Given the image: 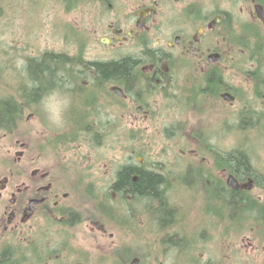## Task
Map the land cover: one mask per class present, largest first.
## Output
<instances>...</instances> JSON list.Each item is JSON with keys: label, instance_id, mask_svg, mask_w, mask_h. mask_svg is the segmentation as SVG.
<instances>
[{"label": "flooded vegetation", "instance_id": "flooded-vegetation-1", "mask_svg": "<svg viewBox=\"0 0 264 264\" xmlns=\"http://www.w3.org/2000/svg\"><path fill=\"white\" fill-rule=\"evenodd\" d=\"M92 1L101 6L106 2L107 8L118 1L120 22H108L98 42L104 45L102 40L107 38V46L120 47L123 52L104 59H87L79 51L67 54L96 63L128 61L132 63L129 78L99 81L98 70L75 69L82 73L80 86L67 79L71 86L65 87L58 78L51 85L39 86L29 79L25 64L22 77L17 75L7 84L3 98L13 103L18 113L0 128L4 129L0 143L10 138L2 145L5 153L0 152V264H87L88 254L75 245L77 229L102 232L105 224L119 228L133 225L132 233H136L134 211L139 212V208L127 204L129 199L143 203L141 210L147 208L149 217L156 220L149 206L155 208L157 198L115 190L114 184L127 165L159 175L175 213L178 208L168 189L178 182L198 190L202 206L217 204L202 207L200 215L203 221L213 222L211 229L219 237L231 235L228 231L237 218L236 201H231L236 197L234 192L242 194L240 204L246 206L248 229H252L253 200L264 209V161L254 162L257 155L264 158V0ZM30 87L37 91L35 97L29 95ZM53 88L72 97L67 114L69 132L49 139L44 132L47 121L39 108L34 116L42 136L30 140L27 130L19 132L18 120L22 111L39 106L41 97ZM191 112L200 118L201 131L196 136L187 131ZM33 114L28 112L25 118ZM164 121L175 122L164 128L165 136L184 139L193 147L180 151L182 155L176 158L179 165L140 161L136 149L127 155L135 163H126L124 136L138 139L140 128L136 126ZM75 124L80 133L75 132ZM125 124L133 127L126 132ZM220 130L223 133L219 134ZM77 136L89 146L82 156L77 155L76 146L70 147ZM232 138L242 141L240 147L232 145ZM208 140L217 143L209 144ZM220 141H228L227 146ZM93 146L121 152L103 161L99 167L102 174L98 168L93 172L98 160L93 157ZM240 149L246 151L247 161L240 167L232 166L230 159ZM167 184L171 186L168 189ZM257 188L261 193L250 197ZM112 195L114 204L109 201ZM114 208L121 212V219L113 217ZM173 218L183 223L184 217ZM261 225L264 227L263 221ZM116 246L122 254L127 248L128 263L135 257L134 248L130 252L128 246Z\"/></svg>", "mask_w": 264, "mask_h": 264}, {"label": "rangeland", "instance_id": "rangeland-1", "mask_svg": "<svg viewBox=\"0 0 264 264\" xmlns=\"http://www.w3.org/2000/svg\"><path fill=\"white\" fill-rule=\"evenodd\" d=\"M74 1L69 2V4L75 6L68 10L64 6V3L68 4V0H0L1 96L4 95L6 87L17 79V75L21 74L22 77L28 58L40 56L45 50L68 54H75L79 51L87 59L112 58L110 56L123 52L120 47H109L98 42V38L108 22L111 20L116 23L120 22L117 19L118 1L112 2L111 8H107L106 2L104 6H101L94 1ZM39 108L40 104L22 111V116L17 123L19 132L27 130L29 139L34 141L42 136L38 119L34 116L40 112ZM28 112L34 113L30 119L25 118ZM199 119L197 113L191 112L189 122L186 123L187 131L192 133L193 136L198 135L201 131L198 125ZM166 122L164 121L163 124L143 122L136 126V128H140L138 139L132 140L125 135L123 147L125 162L135 163L134 158L130 160L127 155L130 150L136 149L142 153L140 161L167 162L169 165H179L176 158H180V155H182L180 151L193 147L191 145L187 146L184 139L165 136L164 133H167V130L164 128L175 123ZM77 127L78 124H75V132L80 133L81 129L78 130ZM130 127L133 126L125 124V131ZM3 130L1 129L0 133ZM44 132L49 134V139H52L55 136L68 133L69 126L66 124L63 129L57 130L48 127L46 122ZM218 133H223V130ZM9 140L10 138L1 139L0 152L2 154L5 153L2 145L9 142ZM231 140H233L232 145L234 147L242 143L239 138H232ZM83 142L84 140L78 138L75 143H70L71 148L76 146L75 150L78 156L84 155L89 149V146ZM189 142L191 143L192 140ZM207 142L209 144L217 143L214 140H208ZM227 142L220 141L225 146H227ZM221 147L225 148L224 146ZM241 147H244V145H241ZM93 151V157H98V160L94 163L93 172L98 168L97 171L102 174L99 167L106 159H114L113 153L116 152L111 147L96 149L94 146ZM120 153L117 152L116 155L120 156ZM260 159L264 161L262 155H257L254 158L255 164L260 163ZM115 160H117L116 156ZM112 164L115 166L116 162H112ZM256 173L258 172L256 171ZM260 193L261 189L257 188L250 197L256 198ZM168 196L171 202L177 205L178 211L175 213V217H184L182 224L176 221L171 225L173 226L171 229H169L170 227L158 228L156 221L151 219L148 212H146L147 208L144 207L141 210L140 205L142 206L143 203L138 201L134 203L132 199H129L126 203L133 205L134 208H139L140 214L134 211L137 218L134 222L136 228H138L136 233H132L133 225L128 226V228H119L113 224H105V231L102 232L88 230V228L85 231L77 229L75 245L88 254L89 262L87 264H91L92 261H94L92 264H113L110 248L113 245L116 246V244L128 246L130 252L134 248L141 255L145 254L149 247L157 252L161 250L158 258H149L148 256L144 260V264H264V228L248 229L243 223L242 231H239V228H237L239 222L234 221L231 224L233 229L231 232L228 231L231 235H221L219 237L211 229L213 222L203 221L200 215L202 207H212L217 204L209 203L202 206V202L197 200L200 198L198 190H191L180 182L168 190ZM109 201L112 204L115 203L113 195L110 196ZM171 207L174 210V207ZM114 210L113 212L111 209L107 211L108 213L111 211L114 218L121 219L120 215L122 214H118L121 212L116 208ZM246 216V210L237 215L240 218ZM180 228H182L181 232H175ZM84 237L86 238L84 239ZM172 240L180 243L189 242L187 252L180 254L172 244ZM100 256H104V259Z\"/></svg>", "mask_w": 264, "mask_h": 264}, {"label": "trees", "instance_id": "trees-1", "mask_svg": "<svg viewBox=\"0 0 264 264\" xmlns=\"http://www.w3.org/2000/svg\"><path fill=\"white\" fill-rule=\"evenodd\" d=\"M71 0H68V3ZM80 2L75 0L74 2ZM132 63L123 60H115L110 62H90L85 61L81 58L80 55L68 56L67 53L58 52V51H48L45 50L37 57H29L26 64V69L28 71L29 79H33L39 86L40 85H51L53 80L56 78L60 79L61 83L67 84V79H71L70 84H74L75 86H80L79 78L82 77V73L74 72L75 69L87 70L88 68L98 70L97 79L99 81L102 80H115L120 78L121 76L124 79L129 78L130 68ZM87 72L84 73L86 75ZM31 82V81H30ZM60 84V83H58ZM61 85V84H60ZM45 88V87H44ZM30 96H34L37 94V91L30 87L29 89ZM35 97V96H34ZM35 98H32L34 100ZM18 112L14 110V104L9 102L7 98H3L0 95V128H5L8 124V120L11 118L14 120L15 115ZM78 137V136H77ZM80 138V137H78ZM76 138V139H78ZM236 156L231 157L230 163L232 166H242L245 165L247 161L246 151L244 149L237 150ZM137 154H142L141 152H137ZM237 161V164L235 163ZM136 175V179L132 180V176ZM162 178L154 173L146 172L139 170L137 167L132 165H127L124 167L119 175L118 181L114 184L115 190L121 189V191L129 192V190L133 191L135 195L141 197H154L158 199V205L154 208L150 205V213L152 216L156 218V223L158 228H169L176 221H173V217L175 216V212L172 205L166 200V187L161 188L160 184L162 182ZM168 183V181H167ZM167 189L170 185H166ZM169 190V189H168ZM236 197L231 199V201H236L235 212L236 214H240L243 210H246V206L240 204L243 200L242 194L238 192H234ZM163 198L166 200L163 201ZM245 198H244V201ZM253 208L252 211L254 215L252 217L254 225L262 224L264 219V209L263 206L258 201L253 200ZM248 209V208H247ZM246 217H237L235 222H239L237 228L239 231H242V225L246 221ZM262 220V221H261ZM264 223V221H263ZM167 225V226H165ZM255 228V227H254ZM183 237V236H182ZM188 243V244H187ZM172 244L177 248V251L182 254L183 252H187V247L189 242L180 243L179 241L172 240ZM121 249L115 246L111 249V258L113 264H127L130 256L128 257L127 248L124 250V254L121 253ZM161 254V250L157 252L156 250H151L150 247L145 254L141 255L140 253H133V256H138L141 259V264H144V260L149 256V258H155ZM120 257V258H119ZM121 257L124 258V262H121Z\"/></svg>", "mask_w": 264, "mask_h": 264}, {"label": "clouds", "instance_id": "clouds-1", "mask_svg": "<svg viewBox=\"0 0 264 264\" xmlns=\"http://www.w3.org/2000/svg\"><path fill=\"white\" fill-rule=\"evenodd\" d=\"M66 84L65 87H70ZM73 104L71 95L60 88L50 89L40 100V110L47 125L53 129H63L68 123L67 114Z\"/></svg>", "mask_w": 264, "mask_h": 264}, {"label": "water", "instance_id": "water-1", "mask_svg": "<svg viewBox=\"0 0 264 264\" xmlns=\"http://www.w3.org/2000/svg\"><path fill=\"white\" fill-rule=\"evenodd\" d=\"M129 264H139V258L132 259Z\"/></svg>", "mask_w": 264, "mask_h": 264}, {"label": "bare ground", "instance_id": "bare-ground-1", "mask_svg": "<svg viewBox=\"0 0 264 264\" xmlns=\"http://www.w3.org/2000/svg\"><path fill=\"white\" fill-rule=\"evenodd\" d=\"M88 1H92V0H88ZM3 97V96H2ZM27 252V251H26Z\"/></svg>", "mask_w": 264, "mask_h": 264}]
</instances>
